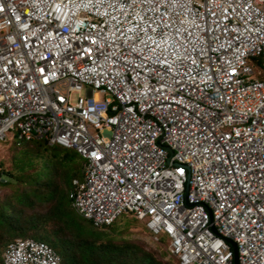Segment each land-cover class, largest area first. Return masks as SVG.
<instances>
[{
  "label": "built area",
  "instance_id": "obj_1",
  "mask_svg": "<svg viewBox=\"0 0 264 264\" xmlns=\"http://www.w3.org/2000/svg\"><path fill=\"white\" fill-rule=\"evenodd\" d=\"M11 140L81 157L69 199L96 229L132 217L179 264H235L226 240L264 264V0H0ZM3 261L62 264L33 239Z\"/></svg>",
  "mask_w": 264,
  "mask_h": 264
},
{
  "label": "rangeland",
  "instance_id": "obj_2",
  "mask_svg": "<svg viewBox=\"0 0 264 264\" xmlns=\"http://www.w3.org/2000/svg\"><path fill=\"white\" fill-rule=\"evenodd\" d=\"M0 165L4 174L0 219L7 220L0 224V264L6 246L19 239L45 242L63 264H83L80 254L89 238L86 233L79 234L77 223L73 225L78 215L67 200L73 181L83 177V161L43 142L23 147L9 142L0 143ZM118 222L114 230L99 233V239L112 247L125 248L118 257L119 264H135L140 252L153 259L151 264H176L169 254V241L162 238L160 243H153L145 226L132 218L124 217ZM10 224L17 230H10ZM21 234L26 237L21 238ZM99 239L91 240L98 243Z\"/></svg>",
  "mask_w": 264,
  "mask_h": 264
},
{
  "label": "trees",
  "instance_id": "obj_3",
  "mask_svg": "<svg viewBox=\"0 0 264 264\" xmlns=\"http://www.w3.org/2000/svg\"><path fill=\"white\" fill-rule=\"evenodd\" d=\"M259 68V66H258ZM37 142H43V143H46L48 145V143L46 141H36V142H32V143H24L23 145L21 146H18L17 145V142L16 141H13L11 142L12 144L18 146V147H23V146H27V145H30V144H35ZM53 148H57L65 153H69V155L71 154H74L78 157V159H81V157L74 151H68V150H65L63 148H60V147H53ZM81 161H83L81 159ZM84 163V161H83ZM85 164V163H84ZM1 166V165H0ZM3 171V170H2ZM83 176H84V173H83ZM79 181H82L83 180V177L81 179H78ZM75 181V180H74ZM3 186V184H2ZM1 186V187H2ZM5 186V185H4ZM73 190V186L71 184V187H70V191H69V194L70 192ZM69 194L67 195V200L72 208V210L76 213V211L73 209L72 207V203L69 199ZM77 214V213H76ZM70 216V214H68ZM78 215V214H77ZM68 216V217H69ZM77 217V216H76ZM79 217V218H78ZM77 217V220L75 222H73V225H76L77 223V229L79 231V234L84 236L85 233L88 235V238H89V242H85V246H83L82 250H81V254H80V257H81V261L83 264H119L117 262L118 260V257L122 254L123 250L125 249L124 247H112V245L110 244H105V243H101L100 242V234L99 233H103V232H108V231H112L114 230L115 226L119 223H115L112 227L110 228H106V229H96L93 227V225L88 222L87 220L81 218L79 215ZM71 221H74L73 217H71ZM129 218H132V217H129ZM133 219V218H132ZM135 220V219H134ZM137 221V220H136ZM7 222L6 218H1L0 219V224H5ZM138 222V221H137ZM87 223L89 225V227L85 224ZM9 229L10 230H17V228L15 227V225L13 224H10L9 225ZM21 238H25L26 235L25 234H21L19 235ZM91 239H99L98 243H95L94 241H92ZM34 240V239H33ZM165 240V238L163 239ZM162 240V241H163ZM167 240V239H166ZM16 241V240H15ZM13 241V242H15ZM11 242V243H13ZM41 242V241H39ZM9 243L5 250L7 249V247L11 244ZM45 243V242H44ZM51 247V246H50ZM132 248L134 250H137V251H140L139 247H136V246H132ZM4 250V252H5ZM3 252V253H4ZM141 253V257H137L133 262L135 264H151V262L153 261V259L149 256H146V254ZM58 254V253H57ZM170 254V253H169ZM171 256V255H170ZM172 257V256H171ZM175 261L176 264H179V262L174 258L172 257ZM3 260V259H2ZM2 264H4V261H2ZM63 264V263H62ZM124 264H127L124 263Z\"/></svg>",
  "mask_w": 264,
  "mask_h": 264
},
{
  "label": "water",
  "instance_id": "obj_4",
  "mask_svg": "<svg viewBox=\"0 0 264 264\" xmlns=\"http://www.w3.org/2000/svg\"><path fill=\"white\" fill-rule=\"evenodd\" d=\"M226 242L233 248L234 255H235V264H238V253H237V246L230 240H226Z\"/></svg>",
  "mask_w": 264,
  "mask_h": 264
},
{
  "label": "crops",
  "instance_id": "obj_5",
  "mask_svg": "<svg viewBox=\"0 0 264 264\" xmlns=\"http://www.w3.org/2000/svg\"><path fill=\"white\" fill-rule=\"evenodd\" d=\"M122 218H124V217H122ZM122 218H121V219H122Z\"/></svg>",
  "mask_w": 264,
  "mask_h": 264
}]
</instances>
